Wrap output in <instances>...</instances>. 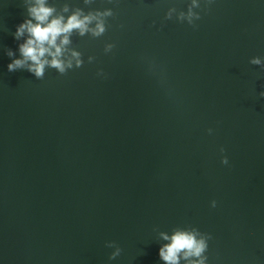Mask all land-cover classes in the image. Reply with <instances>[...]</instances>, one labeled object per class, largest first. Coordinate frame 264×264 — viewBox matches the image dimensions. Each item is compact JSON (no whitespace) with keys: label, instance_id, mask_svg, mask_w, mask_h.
Masks as SVG:
<instances>
[{"label":"water","instance_id":"obj_1","mask_svg":"<svg viewBox=\"0 0 264 264\" xmlns=\"http://www.w3.org/2000/svg\"><path fill=\"white\" fill-rule=\"evenodd\" d=\"M52 2L114 15L71 37L81 67L36 79L7 71L26 12L0 0V264H163L176 227L211 233L208 264H264V4L213 0L192 26L190 0Z\"/></svg>","mask_w":264,"mask_h":264},{"label":"clouds","instance_id":"obj_2","mask_svg":"<svg viewBox=\"0 0 264 264\" xmlns=\"http://www.w3.org/2000/svg\"><path fill=\"white\" fill-rule=\"evenodd\" d=\"M264 4V0H259ZM88 4L89 0H83ZM213 0H190L185 12H180L177 19L186 21L195 26V21L200 19V11L194 9L207 8ZM25 7L24 18L15 25L12 32L13 38L18 42L15 52L7 49L6 54L11 57L6 68L8 72L26 70L34 78L44 77L46 69H54L59 74H65L68 70L79 68L84 64L82 53L72 47L73 34L100 37L106 31V20L114 15L112 8H97L85 11L84 8L63 3L58 9L52 0H23ZM174 9H169L167 18L172 17ZM115 44L106 42L104 53H111ZM18 53V54H17ZM89 63L95 61L94 55L87 57ZM249 63L260 66L264 64V57L253 56ZM97 76L104 77L103 69H97ZM258 95L264 97V90ZM207 132L211 135L212 128ZM225 149L219 147L220 163L228 165L229 159L223 155ZM210 207L215 208V199L209 202ZM164 243L160 244L157 254L163 264H208L207 250L211 233L203 232L197 227H176L171 232L159 233ZM106 247L112 249L108 260L116 259L121 248L115 241H106Z\"/></svg>","mask_w":264,"mask_h":264}]
</instances>
